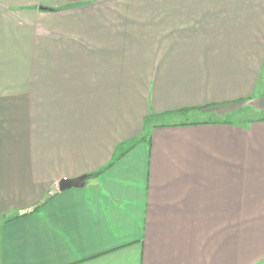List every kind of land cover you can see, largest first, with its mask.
I'll return each instance as SVG.
<instances>
[{"label":"crops","instance_id":"crops-1","mask_svg":"<svg viewBox=\"0 0 264 264\" xmlns=\"http://www.w3.org/2000/svg\"><path fill=\"white\" fill-rule=\"evenodd\" d=\"M248 103L264 0H0V264H264Z\"/></svg>","mask_w":264,"mask_h":264},{"label":"rangeland","instance_id":"rangeland-1","mask_svg":"<svg viewBox=\"0 0 264 264\" xmlns=\"http://www.w3.org/2000/svg\"><path fill=\"white\" fill-rule=\"evenodd\" d=\"M233 109L236 110V112H234L232 115L228 116L227 119L225 118L224 120H232L235 122L243 121V123H246V122H250V120H254V119H257L258 117L264 116L263 113L255 111V109H253V107H252V105H250V103L237 106ZM199 116H200V114H195V115H192L190 117L189 116L188 117L183 116L182 119L193 121V120H198L199 118H201ZM212 117L219 118L218 116H212ZM202 118L207 120V119L211 118V116H205Z\"/></svg>","mask_w":264,"mask_h":264},{"label":"water","instance_id":"water-1","mask_svg":"<svg viewBox=\"0 0 264 264\" xmlns=\"http://www.w3.org/2000/svg\"><path fill=\"white\" fill-rule=\"evenodd\" d=\"M89 179V175H82L73 179H63L59 183V191H65L72 188L84 187Z\"/></svg>","mask_w":264,"mask_h":264}]
</instances>
